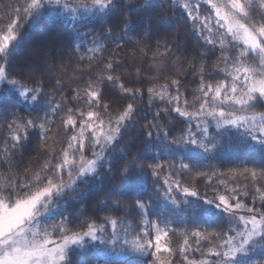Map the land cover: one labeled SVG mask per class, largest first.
I'll use <instances>...</instances> for the list:
<instances>
[{"label": "snow or ice", "instance_id": "snow-or-ice-1", "mask_svg": "<svg viewBox=\"0 0 264 264\" xmlns=\"http://www.w3.org/2000/svg\"><path fill=\"white\" fill-rule=\"evenodd\" d=\"M3 7L0 264H264V0Z\"/></svg>", "mask_w": 264, "mask_h": 264}, {"label": "trees", "instance_id": "trees-1", "mask_svg": "<svg viewBox=\"0 0 264 264\" xmlns=\"http://www.w3.org/2000/svg\"><path fill=\"white\" fill-rule=\"evenodd\" d=\"M16 2V0H0V15H4L6 9L3 7L4 5H9V4H14ZM70 31L65 34V39L68 38V36H70ZM90 41H91V37L88 38V42H87V46H91L90 44ZM79 72H86L87 69L86 68H81L78 70ZM72 69L69 68V71H68V76H72ZM144 76V75H147L146 73L143 72V70H141L139 73H134V72H130L129 73V76L132 77V76ZM88 77L87 76H84L83 79H87ZM162 82V81H161ZM195 85H190V88H194ZM183 91V90H182ZM189 100L192 101L193 100V97H189ZM140 115H147V117L150 119L151 118V115H152V112L151 111H148V112H144L143 109L140 113ZM197 187L199 188V190L203 193L204 191H208L209 195H211V190L210 189H205L204 185L201 183V182H197ZM101 215H104L105 213L101 212L100 213ZM182 240L181 238L179 237V235L173 237V240H172V243L174 245H176L178 247L179 243H181ZM198 258V257H197ZM165 259H167V257H165ZM176 264H179V261L177 260Z\"/></svg>", "mask_w": 264, "mask_h": 264}]
</instances>
